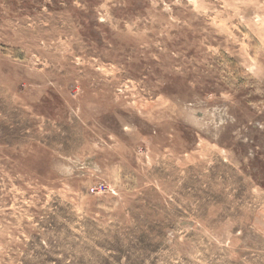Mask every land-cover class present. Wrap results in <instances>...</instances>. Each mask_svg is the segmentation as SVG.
<instances>
[{
	"label": "rangeland",
	"instance_id": "rangeland-1",
	"mask_svg": "<svg viewBox=\"0 0 264 264\" xmlns=\"http://www.w3.org/2000/svg\"><path fill=\"white\" fill-rule=\"evenodd\" d=\"M0 264H264V0H0Z\"/></svg>",
	"mask_w": 264,
	"mask_h": 264
}]
</instances>
